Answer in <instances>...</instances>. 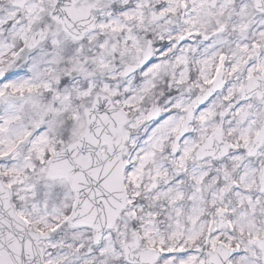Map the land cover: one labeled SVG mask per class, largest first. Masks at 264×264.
I'll return each instance as SVG.
<instances>
[{
  "label": "snow or ice",
  "instance_id": "obj_1",
  "mask_svg": "<svg viewBox=\"0 0 264 264\" xmlns=\"http://www.w3.org/2000/svg\"><path fill=\"white\" fill-rule=\"evenodd\" d=\"M0 264H264V0H0Z\"/></svg>",
  "mask_w": 264,
  "mask_h": 264
}]
</instances>
